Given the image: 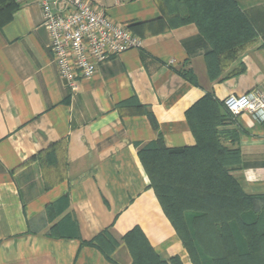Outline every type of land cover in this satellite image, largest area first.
<instances>
[{"label": "crops", "instance_id": "0c3cea01", "mask_svg": "<svg viewBox=\"0 0 264 264\" xmlns=\"http://www.w3.org/2000/svg\"><path fill=\"white\" fill-rule=\"evenodd\" d=\"M235 1L255 37L217 55L211 77L210 45L194 22L170 26L165 0H92L140 44L71 89L38 1L0 0L9 15L0 25V264H133L123 236L136 227L160 258L192 264L138 150L158 136L170 149L194 145L185 112L205 93L219 102L264 93V0ZM223 128L233 132L224 143L239 150L238 183L264 194V121L240 112ZM104 230L116 240L109 259L88 243Z\"/></svg>", "mask_w": 264, "mask_h": 264}, {"label": "trees", "instance_id": "16d2710c", "mask_svg": "<svg viewBox=\"0 0 264 264\" xmlns=\"http://www.w3.org/2000/svg\"><path fill=\"white\" fill-rule=\"evenodd\" d=\"M165 4L170 26L194 22L210 45L205 61L211 77L217 55L255 37L235 0H165ZM8 19L9 15L0 12V25ZM177 72L196 83L190 69ZM138 107L157 128L153 114L146 107ZM185 116L194 145L170 149L158 136L154 145L138 150L163 212L192 264H264V194L244 191L234 174L240 162L239 150L224 143L230 131L223 127L234 115L223 101L205 93ZM123 240L133 264H182L177 255L160 258L137 227ZM88 243L109 259L116 240L104 230Z\"/></svg>", "mask_w": 264, "mask_h": 264}, {"label": "built area", "instance_id": "2783aa9c", "mask_svg": "<svg viewBox=\"0 0 264 264\" xmlns=\"http://www.w3.org/2000/svg\"><path fill=\"white\" fill-rule=\"evenodd\" d=\"M48 31L50 50L59 77L74 89L78 79H88L109 56L139 46V38L114 21L92 0H37ZM223 104L234 116L248 112L264 121V93L253 89L229 94Z\"/></svg>", "mask_w": 264, "mask_h": 264}, {"label": "rangeland", "instance_id": "374dc122", "mask_svg": "<svg viewBox=\"0 0 264 264\" xmlns=\"http://www.w3.org/2000/svg\"><path fill=\"white\" fill-rule=\"evenodd\" d=\"M225 129V128H224ZM226 131H229L228 129H225ZM227 136H231V131L228 132Z\"/></svg>", "mask_w": 264, "mask_h": 264}]
</instances>
